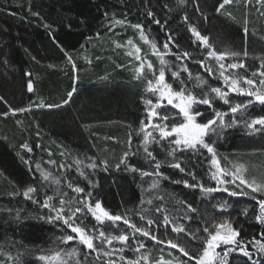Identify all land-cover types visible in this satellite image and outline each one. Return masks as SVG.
<instances>
[{
	"label": "trees",
	"instance_id": "1",
	"mask_svg": "<svg viewBox=\"0 0 264 264\" xmlns=\"http://www.w3.org/2000/svg\"><path fill=\"white\" fill-rule=\"evenodd\" d=\"M222 3L0 0V264H146L142 257L147 264L161 258L196 264L208 236L204 229L215 231L213 225L224 222L239 233L238 243L227 256L216 249V264L221 259L224 264H264V252L256 244L264 243V224L256 220L264 191L249 187L264 186V126L248 127L264 118V105L232 92L225 82L229 77L246 91L264 92V8L252 0H231L221 8ZM191 28L207 37L211 47ZM137 48L144 69L139 76V61L128 58ZM213 49L237 55L221 60L209 55ZM161 70L174 91L211 100V106L194 104L192 109L202 113L197 123L217 121L204 141L222 166L230 172L240 169L246 183L216 184L213 153L201 145L177 147L171 143L175 137L161 139L153 129L162 123L149 115L159 96L147 91L145 83ZM213 88L228 92L229 103ZM162 104L155 111L169 116L163 123L179 125L183 117L178 109ZM236 104L247 107L232 113ZM76 187L83 191H74ZM29 188L35 191L25 196ZM97 202L165 243L134 233L122 221H97L93 212L102 215ZM77 208L81 211L69 223L94 238L95 251L76 239L64 242L75 233L57 216H72ZM148 220L155 223L149 226ZM173 226L185 231L174 232ZM101 231L107 237L127 234L129 240L109 245ZM168 240L185 247L193 259L170 248Z\"/></svg>",
	"mask_w": 264,
	"mask_h": 264
},
{
	"label": "snow or ice",
	"instance_id": "2",
	"mask_svg": "<svg viewBox=\"0 0 264 264\" xmlns=\"http://www.w3.org/2000/svg\"><path fill=\"white\" fill-rule=\"evenodd\" d=\"M230 0H223V3L220 5L221 8H223L224 4L229 3ZM151 16L152 13H149ZM157 24H159V21H156ZM136 28H141V25H134ZM192 33L197 37L198 40H200L206 47H211L208 44V38L205 36H202L195 28H191ZM171 39V37H169ZM165 48H168V44L166 43L164 45ZM137 52L140 51L139 48L136 49ZM131 55V53H129ZM184 56H187L188 53H184ZM209 55L211 56H217L218 59H225L229 55H237L236 53H219L213 49L211 52H209ZM178 59L180 58L179 56L177 57ZM161 63L163 64L164 61L162 60ZM223 67V65H221ZM231 68H237V67H243V65H237V64H232L230 65ZM148 68H151V64L148 65ZM186 70V69H185ZM139 71H143V66L139 69ZM223 74V73H222ZM173 75H177L176 73H173ZM264 75V73H262ZM225 82L230 83V90L232 92H237L239 94L247 95V96H252L255 98L256 101H258L260 104L264 105V92L261 91H246L244 88L239 87V83L237 80H230L229 77H225ZM245 83L248 85H252L253 81L252 80H246ZM262 84H264V81H261ZM28 90L32 91V85L31 83L28 84ZM147 91L153 93L154 95L156 93H159V100L157 103L153 106V109L150 110V117L152 118H158L162 123L159 124H153L152 127L154 130L158 131L160 133V138L165 139L168 137H175L171 141L174 145L177 147H183V148H191V149H196L197 145H201L203 148H206L208 152L213 153V163L217 165L219 168V162L215 159V153L214 149L208 144L205 143L204 137L208 135L210 131H215V129L212 127L217 123L216 120H209L207 123H197L196 122V116L202 115V113L193 112V105L194 104H206L211 106V100L207 98L203 99H198L191 93H186L184 89H181L180 91H174L172 89V86L167 84L165 82V72L164 70H161L159 72L158 77L155 79V82L149 81L148 82V88ZM212 92L216 93L217 96L225 104L229 103L227 96L228 92L222 91L220 88H213L211 89ZM71 95V94H69ZM166 100L168 105H171L173 108L178 109V114H182L183 116V122L180 123L179 125H174L171 128L168 127L166 123H163L164 121L169 120V116L166 115H161V113L155 111L156 108L163 107L164 105L161 103L162 101ZM147 104H152L151 100L146 101ZM251 103V101H249ZM247 105L243 104H236L230 108V111L232 113H236L240 111L242 108H246ZM20 111H24V109H20ZM217 117L220 118V123H223L222 120V114L217 112L216 113ZM256 125H261L264 126V118H258L254 119L250 124H248L249 128H254ZM143 130V129H142ZM152 136V133H147L145 135V143L147 144L148 138ZM154 139V138H153ZM175 150V149H174ZM173 150V151H174ZM145 151L148 152L147 147H145ZM149 156L152 155V153H148ZM159 164H157V168H159ZM175 167H180L178 164L175 165ZM240 169H238L239 171ZM83 174V173H82ZM225 175H228V173H224ZM45 179H48L47 175H44ZM59 181H57L58 183ZM186 183V182H185ZM241 183H246L243 179H241ZM71 187V185H69ZM249 187H252L253 192H258V191H264V186H255L253 187L252 185H249ZM34 188H29L27 192L24 193L25 196H28V193L34 192ZM76 192H81L83 189L76 187L74 189ZM202 191L205 192H212L214 189L212 188H207L204 189L202 188ZM227 191V189H225ZM231 195H236L235 192H232ZM51 199V198H49ZM64 201H61V204H63ZM259 207H260V214L256 216V220L264 224V199H260L258 201ZM45 207H48L47 203L44 205ZM89 211H92L91 205L88 206ZM191 207V206H189ZM95 209H98L101 211L102 215H96L95 212H93V215L95 216V219L97 221L103 222L104 218H107L108 220L112 222H117V221H122L123 224L127 225L131 229H133L134 233H139L140 235L144 237H148L151 240L155 241L156 243H165L163 240H159L157 236L153 235L151 231L145 230L142 227H137L136 224L131 223L128 219L123 218L122 216L116 215H110L108 212L104 211L101 208V205L99 202L95 204ZM81 209L77 208L75 212L72 214V216L69 217H61L57 216V219L63 218L64 224L68 225V227L71 229L73 233H76L79 237L80 243L85 245L88 249L95 251L96 246L93 243L94 238L86 232L84 228H81L79 226H74L72 223H69V220H74L75 218V213L80 212ZM159 211V209H157ZM60 212H63V208L60 209ZM148 225L151 226L152 224L155 223L153 220H148L147 221ZM169 221L165 217V225H167ZM213 228L215 231H210L209 228H205L204 232L208 233V236L206 238H203L202 243H203V248L201 251V254L196 258V264H216L217 258L220 257V253L216 251L217 248L220 247L221 244L223 245H232V244H237L236 237L239 235V233L232 228V226L227 223H221L217 225H213ZM223 230V231H222ZM172 231L180 233L184 232L185 229L183 227H175L173 226ZM189 235L192 237L193 240L199 239L194 233H189ZM99 236L104 238V241L108 243L109 245L112 244L113 240H118L121 243H127L129 240V237L127 234H121L118 236H110L107 237L105 232L101 231L99 233ZM75 239L72 235H68L67 237L64 238V242L67 243L68 241H71ZM167 245L172 248V249H177L180 253L183 254V256L188 257L189 260L193 259V257L189 254V252L183 247L181 244L178 242H174L173 240H168L166 241ZM256 244L258 245V250L260 252H264V243H261L259 240L256 241ZM141 248L144 247L143 244L140 245ZM122 251V249H121ZM136 251H139V248L136 249ZM229 251H232V249H228L224 252V256H227ZM240 251L243 253L244 256L249 257L251 259L250 253L246 250V248L241 247ZM106 255H109V253H105ZM59 258V253L56 254L55 259ZM41 259H48L47 257H41ZM142 259L146 262L147 264V257H142ZM110 264H114V262H110ZM128 264H140L139 260L136 261H129ZM157 264H171V261H165L163 258H161L159 261H157ZM180 264H184L183 261L180 262ZM220 264H224L223 259L220 260Z\"/></svg>",
	"mask_w": 264,
	"mask_h": 264
},
{
	"label": "rangeland",
	"instance_id": "3",
	"mask_svg": "<svg viewBox=\"0 0 264 264\" xmlns=\"http://www.w3.org/2000/svg\"><path fill=\"white\" fill-rule=\"evenodd\" d=\"M231 1V0H230ZM248 1V0H247ZM250 1V0H249ZM254 3H257V5L259 4H261V3H263V5H261V8H264V0H252ZM227 4H230V2L229 3H227ZM128 58L130 59L131 58V60L132 59H137L136 61H139V65L137 64V68L135 69V75L136 76H139L140 74H141V71H139V69H140V67H141V65H142V59H143V56L142 55H140L139 54V52H136V49H134V51L131 53V55L130 56H128ZM140 59V60H139ZM141 61V62H140ZM144 70V69H143ZM158 75H159V72H157L155 75H153V78H154V80H151V81H153V83L155 82V79L158 77ZM150 80L149 79H147L146 80V83H145V89L147 90V88H148V82H149ZM155 95H157V96H159V93H156ZM157 103V102H156ZM162 103H164L165 105H168L167 104V101L166 100H164ZM176 109V108H175ZM181 116H182V114H181ZM183 117V116H182ZM183 119V118H182ZM182 122H183V120H182ZM181 122V123H182ZM169 127V126H168ZM169 128H171V127H169ZM215 159L219 162V160L216 158V156H215ZM211 169H212V174H211V176L213 177V179L215 180V183L216 184H218V185H220V186H223L226 182H233V181H241V179H240V177H239V174H238V169H236V170H231V172H230V168L229 167H227V166H222L221 164H220V162H219V168L217 167V165L215 164V163H213V155H212V158H211ZM224 173H228V175H225ZM223 231V230H222ZM75 239L76 240H78L79 241V237H78V235L75 233ZM233 245H235V244H232V245H223V244H221L220 245V247L219 248H217V249H219L220 251H223V252H225L226 250H228V249H232V247H233ZM220 253V252H219ZM54 261V260H53Z\"/></svg>",
	"mask_w": 264,
	"mask_h": 264
}]
</instances>
